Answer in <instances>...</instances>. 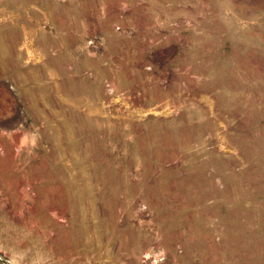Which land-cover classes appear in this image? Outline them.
Listing matches in <instances>:
<instances>
[{
    "label": "rangeland",
    "instance_id": "374dc122",
    "mask_svg": "<svg viewBox=\"0 0 264 264\" xmlns=\"http://www.w3.org/2000/svg\"><path fill=\"white\" fill-rule=\"evenodd\" d=\"M0 264H264V0H0Z\"/></svg>",
    "mask_w": 264,
    "mask_h": 264
}]
</instances>
